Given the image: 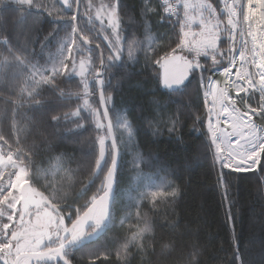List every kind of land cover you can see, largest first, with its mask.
Listing matches in <instances>:
<instances>
[{"label": "snow or ice", "instance_id": "obj_1", "mask_svg": "<svg viewBox=\"0 0 264 264\" xmlns=\"http://www.w3.org/2000/svg\"><path fill=\"white\" fill-rule=\"evenodd\" d=\"M0 7L11 13L0 15V127L11 121L8 132H0V264H82L85 252L89 264L101 259L104 264H176L173 254L180 248V264H202L198 238L191 230L177 236L178 225L153 219L159 213L151 210L159 207L161 198L167 205L182 198V188L172 184L141 194V200H150L151 210L141 215L142 205L137 204L135 226L130 212L120 221L121 229L129 224L130 234L103 250L90 247L114 226L124 134L131 142L145 124L151 130L155 120L145 118L136 125L110 108L114 96L106 74L126 65V52L128 60L138 62L140 51L146 60L148 51H154V40L145 48L136 39L138 21L149 34L153 19L171 24L175 39L169 40L175 46L155 60L164 69L160 84L169 96L182 97L189 90L196 97L202 94L206 112L178 107L153 134L166 128L172 135L192 120L193 128L207 137L209 142L201 147L212 154L213 170L219 168L218 190L235 231L228 178L258 167L264 173V0H141L136 8L127 0H0ZM125 17L131 23L126 24ZM169 67L180 70L170 72ZM74 76L83 86L82 106L63 117L52 111L37 118L42 92L54 95L61 77ZM97 93L98 104L91 100ZM69 115L76 117L70 121L74 129L62 123ZM65 129L74 142L87 137L89 150L83 156L88 182L78 192L37 179L36 158L51 161L58 151L55 141L64 138ZM58 159L81 164L66 153ZM144 163L142 158L132 161L134 169ZM66 170L75 175L70 167ZM77 254L80 261L74 259ZM223 264L248 262L236 250Z\"/></svg>", "mask_w": 264, "mask_h": 264}, {"label": "trees", "instance_id": "obj_2", "mask_svg": "<svg viewBox=\"0 0 264 264\" xmlns=\"http://www.w3.org/2000/svg\"><path fill=\"white\" fill-rule=\"evenodd\" d=\"M140 2L141 0H127L128 5L132 8H136ZM96 3H100V0H96ZM136 14H138V9L134 15ZM0 15L7 17L11 13L5 12L0 7ZM158 21V19H153L150 22L152 32L156 30ZM125 23H131L127 17H125ZM143 23L148 24L149 22ZM160 26L159 39L154 45V51H148L147 60L144 51L138 53V62L128 60L127 53H125L126 65L113 69L111 74H106V79L111 81L112 89H114V91L110 89L114 96V105L110 104V108H121L124 110L126 118L129 121H134L136 125H140L145 118L155 117L152 129L150 130L145 124L132 142L138 158L145 161L141 167L150 174L163 177L169 184L182 188V198H179L175 204L167 205L162 201L157 209H150L159 213L153 219L157 224L167 223L170 227L174 224L178 225L175 228L177 236L191 230L198 238L202 264H223L228 256L236 250L244 255L248 264H261L264 260V223H262L264 222V215H262L264 212V185L261 184V177L264 176V173H261L258 167L255 172L242 173V175L232 173L229 176V183L232 185L230 196L235 204L232 211L237 216L235 231H233V226L226 220L227 205L222 203L221 193L218 190L219 168L213 170L212 154L201 147L202 144L209 142L207 137L202 134L199 128H193L192 120H187L182 129L172 135H169L166 128L153 134L156 131V115L163 114V120L165 118L169 120L171 116L176 115V109L183 105H188L192 113L199 111L204 115L206 112L201 95L196 97L189 90L182 97L169 96L167 90L161 86L159 80L161 67L155 66V60L163 56L166 50L170 51V46H175L169 40V36H172L173 40L175 36L170 31L171 24L162 22ZM135 30L138 33L136 39L141 40L144 47L148 48L147 42L143 39L146 28L138 21L135 24ZM128 31L131 33L133 28H129ZM96 55L98 56L97 53ZM202 62H204L203 58ZM207 75L208 73H205V77ZM60 81V89L54 95L49 91L42 92L40 99L43 107L36 106L37 118L52 111L63 117L65 113L70 114L78 106H82L83 86L80 79L61 77ZM61 91L64 93L63 96L60 95ZM154 99L158 103H153ZM91 100L98 104L97 95L91 97ZM84 114L87 115V113ZM72 119L76 118L69 115L68 121H62V123H68L69 127L74 129L75 125L70 123ZM206 122L205 116L204 133L207 132ZM10 125L11 121L9 120L4 127H0V132H8ZM63 137V139L55 141L58 151L51 161L43 156L36 158L37 179L41 184L55 182L78 192L83 184L88 182L87 161L83 156V153L89 150L85 142L87 137H81L74 142L71 132L67 129L63 131ZM21 138H23V134ZM32 142L33 140L29 138L28 143L32 144ZM64 153L81 161V164L62 163L58 157ZM55 165H59L58 173L45 175L42 172L48 171ZM67 167L75 172L74 176L67 172ZM237 177L241 178L237 179ZM120 180L121 172L117 185ZM92 191H95V188ZM115 206L116 217H118L117 201ZM150 210L147 212L150 213ZM115 229V227L110 228L90 247H98L101 250L111 247L113 240L122 237ZM157 234L159 235V230H157ZM183 255L182 248L173 254L176 264H180ZM74 259L80 261V254H77ZM111 259L115 261L114 254ZM82 264H89L87 256L83 255ZM96 264H104L103 259L98 260Z\"/></svg>", "mask_w": 264, "mask_h": 264}, {"label": "rangeland", "instance_id": "obj_3", "mask_svg": "<svg viewBox=\"0 0 264 264\" xmlns=\"http://www.w3.org/2000/svg\"><path fill=\"white\" fill-rule=\"evenodd\" d=\"M216 3L219 2V0H215ZM85 3H87V0H85ZM162 22L158 21V24L156 26V30L149 33H147V31L145 30L144 32V41L147 42V46L152 42V40L155 41V43L157 42L158 38V31L161 30V26ZM163 30V29H162ZM150 35L151 36V40L147 39V36ZM102 38V37H101ZM238 47H239V43H238ZM53 51H55V49H53ZM127 53V52H126ZM150 54V53H149ZM85 55H88V53H85ZM239 62L237 61V64ZM149 64V63H148ZM155 66L158 68L159 66L155 64ZM75 78H79L74 76ZM207 78V77H206ZM214 79L215 76L213 77ZM219 78V77H218ZM217 78V79H218ZM80 79V78H79ZM202 96V100H203V104H204V98L203 95ZM83 101V99H82ZM116 110V113L121 117V118H126L125 116V112L124 110H122L121 108L118 107H114ZM76 118V117H73ZM156 121L157 124H163V122L168 121L166 118L165 120H163V114L160 115H156ZM207 125V122H206ZM223 127V126H222ZM207 130V127H206ZM121 133V128L119 126H117L116 128V134L117 136H119ZM124 142H125V150L123 153V159L121 161V180L119 182V184L116 187V201L118 202V217H115V221H114V226L112 228H116L115 230H118V232L120 233L121 236H123L124 234H130L129 233V224L125 223L124 227L121 229L120 227V221L126 216L128 215V213H131V223L133 226H135L136 224V213H137V208L135 207V205L140 204L142 205L141 208L139 209L141 215H143L145 212H147L148 210L151 209V202L150 200H141L140 196L142 193L144 192H148L150 189L152 188H159V187H164L167 186L169 183L163 178V177H159L155 174H150L148 172H146L142 167L141 169H134L133 168V164L132 161L134 159H139L138 155L135 153V147L133 146L132 142H128L127 140V134H124ZM208 140V139H207ZM59 165H55L53 167H50V169H48V171H42L45 175H50V173L52 175H54L55 173L59 172ZM227 171V170H225ZM41 172V174H43ZM249 173V172H246ZM235 174H241L242 173H235ZM161 201H163V198H161ZM133 230H135V227H133ZM116 234H118L116 232ZM114 241V240H113ZM98 248V247H97ZM84 256H87V253L84 254Z\"/></svg>", "mask_w": 264, "mask_h": 264}, {"label": "water", "instance_id": "obj_4", "mask_svg": "<svg viewBox=\"0 0 264 264\" xmlns=\"http://www.w3.org/2000/svg\"><path fill=\"white\" fill-rule=\"evenodd\" d=\"M93 47H95V45L93 44ZM98 55H99V50H97L96 52ZM170 72H178L180 69L178 67H169L168 69ZM164 72V69L161 68V71H160V75H162ZM97 100H98V103H99V94L97 93ZM101 111H103V109H101Z\"/></svg>", "mask_w": 264, "mask_h": 264}, {"label": "bare ground", "instance_id": "obj_5", "mask_svg": "<svg viewBox=\"0 0 264 264\" xmlns=\"http://www.w3.org/2000/svg\"><path fill=\"white\" fill-rule=\"evenodd\" d=\"M218 79L222 80L223 78L222 77H219ZM230 130V129H229Z\"/></svg>", "mask_w": 264, "mask_h": 264}, {"label": "flooded vegetation", "instance_id": "obj_6", "mask_svg": "<svg viewBox=\"0 0 264 264\" xmlns=\"http://www.w3.org/2000/svg\"><path fill=\"white\" fill-rule=\"evenodd\" d=\"M97 242V241H96Z\"/></svg>", "mask_w": 264, "mask_h": 264}]
</instances>
